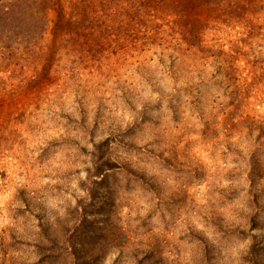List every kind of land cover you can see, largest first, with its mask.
Returning a JSON list of instances; mask_svg holds the SVG:
<instances>
[{
	"label": "rangeland",
	"instance_id": "374dc122",
	"mask_svg": "<svg viewBox=\"0 0 264 264\" xmlns=\"http://www.w3.org/2000/svg\"><path fill=\"white\" fill-rule=\"evenodd\" d=\"M78 1L0 41V264H264L262 9Z\"/></svg>",
	"mask_w": 264,
	"mask_h": 264
},
{
	"label": "trees",
	"instance_id": "16d2710c",
	"mask_svg": "<svg viewBox=\"0 0 264 264\" xmlns=\"http://www.w3.org/2000/svg\"><path fill=\"white\" fill-rule=\"evenodd\" d=\"M111 1L79 0L67 13L71 20H68V24H73L77 28V23L74 24L73 21L79 19L80 24L89 20V25L103 26L106 16L105 6ZM173 1H180L181 5L189 2V0ZM208 1L210 0L203 1L200 6V10H203L202 13L206 15L204 7ZM215 3L218 13L226 14L227 17L241 18L245 23L248 22V17L258 14L260 8L264 12V4H260V0H218ZM60 5V0H0V41H4L2 37L6 38L7 36L10 39L13 36L17 42L16 36L19 34L25 41L27 40L28 44L37 41L50 28L53 18L57 19L62 16L63 13L58 10ZM181 10L182 8L179 9V11ZM244 10H246L245 17L241 15ZM74 11H76V15L73 14ZM233 13L236 14L233 15ZM247 28L251 29L252 23L247 24Z\"/></svg>",
	"mask_w": 264,
	"mask_h": 264
}]
</instances>
